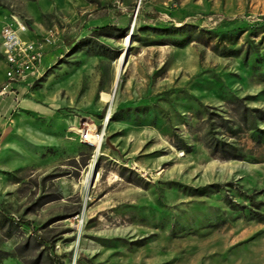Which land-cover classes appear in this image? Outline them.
Segmentation results:
<instances>
[{
	"label": "rangeland",
	"instance_id": "374dc122",
	"mask_svg": "<svg viewBox=\"0 0 264 264\" xmlns=\"http://www.w3.org/2000/svg\"><path fill=\"white\" fill-rule=\"evenodd\" d=\"M12 13L60 41L0 113V264H264V118L242 117L264 109V0H0V29ZM6 68L0 40V90ZM74 121L105 124L100 149Z\"/></svg>",
	"mask_w": 264,
	"mask_h": 264
},
{
	"label": "built area",
	"instance_id": "2783aa9c",
	"mask_svg": "<svg viewBox=\"0 0 264 264\" xmlns=\"http://www.w3.org/2000/svg\"><path fill=\"white\" fill-rule=\"evenodd\" d=\"M29 32L30 28L26 19L16 13L7 16L2 23L1 38L7 62V81L0 90V94L14 93L16 101L21 94L19 85L22 82H34L45 72L46 46L55 45L60 40L59 30L54 26L49 27L41 39L31 37ZM86 125L87 127H81V139L97 146L96 140L104 138L105 124L101 129L90 123ZM92 133L96 136L93 141L90 138Z\"/></svg>",
	"mask_w": 264,
	"mask_h": 264
},
{
	"label": "trees",
	"instance_id": "16d2710c",
	"mask_svg": "<svg viewBox=\"0 0 264 264\" xmlns=\"http://www.w3.org/2000/svg\"><path fill=\"white\" fill-rule=\"evenodd\" d=\"M118 27L116 25H112V24H105V25H101L98 26L94 29L93 34L100 36V35H114L115 34V30ZM239 101L242 102V99H239ZM244 112L242 113V117L244 118V120H246L247 118H249V115L251 114V127H257V116L264 118V109L260 108V107H249L248 105L244 106ZM253 111L257 112V113H253ZM229 125V124H228ZM230 128L234 129V126L229 125ZM212 144H213V148L218 149L220 148L227 156H230V154H234L233 152L235 151V147L233 146V144L229 141H226L224 139H219L216 137H213L212 139ZM261 203V201H259ZM6 255H2L0 254V262L2 260L3 257H5Z\"/></svg>",
	"mask_w": 264,
	"mask_h": 264
},
{
	"label": "crops",
	"instance_id": "0c3cea01",
	"mask_svg": "<svg viewBox=\"0 0 264 264\" xmlns=\"http://www.w3.org/2000/svg\"><path fill=\"white\" fill-rule=\"evenodd\" d=\"M0 40H1V43H2V38H1V29H0ZM60 41V40H59ZM59 43V42H58ZM57 43V44H58ZM57 44L53 45V46H56ZM2 50H3V47H2ZM55 50H51L49 51V53H47L44 57V66L46 67L47 65L51 64L52 62H55ZM6 65H7V62H6ZM6 71H7V68H6ZM32 83V82H31ZM31 83H25V82H22L20 85H19V89L21 91V94H24L27 92L29 86L31 85ZM14 95L12 93H9V95L5 96L3 99H1L0 101V113L3 115V116H7L8 113L11 111V109L13 108L14 106ZM75 124V125H78V122L77 121H74V122H71L69 124V129L70 130H73V131H76L78 134H80V131L72 128V125Z\"/></svg>",
	"mask_w": 264,
	"mask_h": 264
},
{
	"label": "bare ground",
	"instance_id": "6f19581e",
	"mask_svg": "<svg viewBox=\"0 0 264 264\" xmlns=\"http://www.w3.org/2000/svg\"><path fill=\"white\" fill-rule=\"evenodd\" d=\"M122 63H123V59L121 58L120 61H119V65H118V74H119V71H120V68L122 67ZM119 77V76H118ZM118 82V81H117ZM109 117V116H108ZM92 136H90L91 138V141H93L95 139V135L91 134ZM102 138H99L98 140H96V143H97V146H98V149L101 148L102 146ZM90 175V174H89Z\"/></svg>",
	"mask_w": 264,
	"mask_h": 264
}]
</instances>
